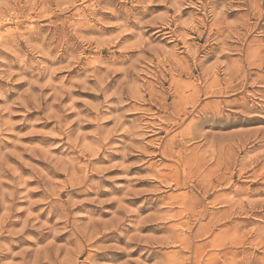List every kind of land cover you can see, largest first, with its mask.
Returning a JSON list of instances; mask_svg holds the SVG:
<instances>
[{"label":"rangeland","instance_id":"1","mask_svg":"<svg viewBox=\"0 0 264 264\" xmlns=\"http://www.w3.org/2000/svg\"><path fill=\"white\" fill-rule=\"evenodd\" d=\"M0 264H264V0H0Z\"/></svg>","mask_w":264,"mask_h":264}]
</instances>
